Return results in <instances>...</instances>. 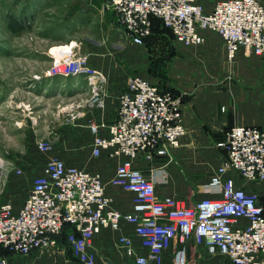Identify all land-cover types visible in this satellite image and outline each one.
<instances>
[{
	"label": "built area",
	"instance_id": "built-area-1",
	"mask_svg": "<svg viewBox=\"0 0 264 264\" xmlns=\"http://www.w3.org/2000/svg\"><path fill=\"white\" fill-rule=\"evenodd\" d=\"M105 5L136 45H145L155 17L171 30L174 40L186 46L204 44V31L219 34L229 62L241 49L248 55H264V4L259 0H218L209 12L200 0H106ZM73 42L70 51L52 53L46 75L86 77L91 89L87 103L102 109L107 77ZM183 98L181 92L135 73L119 97L115 118L90 123L92 154L98 157L105 152L118 160L111 183L135 193L133 212L114 207L101 173L50 155L19 210L11 201L0 202V247L25 257L69 249L79 263L97 264L94 237L103 229L119 231L127 222L135 225L147 248V253H138L131 237H118L117 246L134 257L135 264H165L164 251L171 247L173 264H190L192 243L205 246L212 256H225L232 264H264L263 128L234 125L225 131L218 142L225 152L223 163L205 184V191L219 195L215 198L191 204L174 196L159 198L155 178L135 165L142 157L151 161L170 156L181 146L186 134ZM74 108V104L68 108L69 121L78 117ZM37 147L50 154L53 144L39 140ZM64 232L66 240L61 239ZM0 264H8V256L0 257Z\"/></svg>",
	"mask_w": 264,
	"mask_h": 264
},
{
	"label": "crops",
	"instance_id": "crops-1",
	"mask_svg": "<svg viewBox=\"0 0 264 264\" xmlns=\"http://www.w3.org/2000/svg\"><path fill=\"white\" fill-rule=\"evenodd\" d=\"M216 1L200 0V3L209 12ZM62 3L70 7L68 12L66 10L68 19L65 20L71 23L66 29L78 31L77 37L70 41L76 42L78 51L88 55L90 62L107 77L105 106L97 109L87 103L91 89L84 76L47 78L46 75L33 82L41 87L42 93L38 97L53 99L54 106L58 103V137L52 143L49 155L62 158L67 164L101 173L114 207L124 213L133 212L135 193L111 183L118 160L108 157L105 152L98 157L92 154L94 135L90 123L109 122L115 118L119 97L129 77L137 73L153 83L172 86L184 94L186 134L181 139V146L173 149L170 157H156L151 161L142 157L135 161L136 167L155 178L159 198L174 196L191 204L203 198L218 197L214 192L205 191V184L223 163L225 152L218 142L223 140L225 131L234 125H256L264 129V55H248L241 49L235 60L229 62L223 38L215 32L204 31L206 41L200 46H186L172 39L174 52L169 51V46L164 49L168 52V62L159 61L154 66L157 59L148 55L146 46L136 45L126 37L124 28L115 22L113 12L106 7V0H62ZM71 104L75 105L72 110L78 114L73 121L68 120ZM22 172V175L10 174V179L7 177L5 196L0 198V202L11 201L15 210L23 205L35 177L26 169ZM203 180L201 190L204 197L190 203L186 198L194 191L192 182L198 184ZM239 182L247 189L252 188L248 182ZM257 188L262 190L259 185ZM120 235L131 237L138 253H147L135 232V225L123 222L119 231L103 229L94 237L99 254L97 264L107 261L135 264L134 257L126 255L117 246ZM173 255L174 247L164 251L165 264H173ZM210 256L205 246L190 245V264H232L226 257L211 260ZM8 264L81 263L69 260L62 250H44L27 257L11 254Z\"/></svg>",
	"mask_w": 264,
	"mask_h": 264
},
{
	"label": "rangeland",
	"instance_id": "rangeland-1",
	"mask_svg": "<svg viewBox=\"0 0 264 264\" xmlns=\"http://www.w3.org/2000/svg\"><path fill=\"white\" fill-rule=\"evenodd\" d=\"M259 1L264 4V0ZM69 9L62 0H0V198L5 196L10 174L22 175L18 169H26L36 176L41 171L50 155L38 149V141L54 143L58 137V103L54 106L53 99L38 97L41 87L33 82L46 77L53 54L71 50L70 40L77 37L78 31L66 29ZM23 14L34 15L33 28L11 31L8 18ZM145 46L149 56L162 57L159 45L160 51L154 45ZM205 180L192 182L194 191L186 198L190 203L204 197L201 189ZM66 255L76 261L67 251ZM210 257L214 260L225 256Z\"/></svg>",
	"mask_w": 264,
	"mask_h": 264
},
{
	"label": "trees",
	"instance_id": "trees-1",
	"mask_svg": "<svg viewBox=\"0 0 264 264\" xmlns=\"http://www.w3.org/2000/svg\"><path fill=\"white\" fill-rule=\"evenodd\" d=\"M33 18H34V15H32V16H27L25 14H23L21 16H13V15H11L8 18V27H9V29L11 31H14V32H18V31H23L25 29H29V28H31V22H32ZM171 39L174 40V36H173V33L171 32V30L163 24L161 19L154 17L153 18L152 34L146 39V43H145V45H148L150 47L154 45L155 50H159V48L157 46L158 45L160 46L161 51L160 50L159 51H160V53H162V57H153L152 56V58H156L157 59L155 61V65L154 66H156L157 63H159V61L164 63L166 61V59H168V52L166 53V51H164L165 46H169L168 47L169 51L171 49L174 52V49L172 47H170ZM158 54L159 53H157L156 55H158ZM149 70L151 71L152 68L150 67ZM162 86H164V85H162ZM165 87H168L172 91H174L176 93H179V91L176 90L175 88H173L172 86H165ZM66 234H67V232H64L62 237H61V239L66 240L65 239L66 238ZM67 252L70 254V256L72 258H74V260H76L75 257H73V254H72L71 250L68 249ZM11 254H12L11 251L0 247V255H1V257L2 256H9Z\"/></svg>",
	"mask_w": 264,
	"mask_h": 264
},
{
	"label": "bare ground",
	"instance_id": "bare-ground-1",
	"mask_svg": "<svg viewBox=\"0 0 264 264\" xmlns=\"http://www.w3.org/2000/svg\"><path fill=\"white\" fill-rule=\"evenodd\" d=\"M63 51H66V50H63Z\"/></svg>",
	"mask_w": 264,
	"mask_h": 264
},
{
	"label": "water",
	"instance_id": "water-1",
	"mask_svg": "<svg viewBox=\"0 0 264 264\" xmlns=\"http://www.w3.org/2000/svg\"><path fill=\"white\" fill-rule=\"evenodd\" d=\"M0 176H1V173H0Z\"/></svg>",
	"mask_w": 264,
	"mask_h": 264
}]
</instances>
